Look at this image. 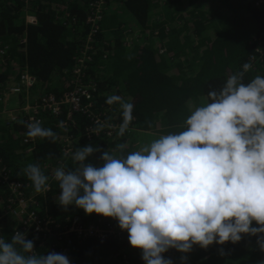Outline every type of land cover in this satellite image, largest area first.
I'll return each mask as SVG.
<instances>
[{
	"label": "trees",
	"instance_id": "obj_1",
	"mask_svg": "<svg viewBox=\"0 0 264 264\" xmlns=\"http://www.w3.org/2000/svg\"><path fill=\"white\" fill-rule=\"evenodd\" d=\"M89 1L0 0V46L5 47L8 60L17 62L14 66L8 62L0 66V87L13 85L7 84L8 79L17 82L26 69L35 78L32 86L22 90L29 98L34 99L43 93L58 96L68 90L71 71L90 30V24L85 22ZM118 5L122 14L107 11ZM64 12L75 21L63 24L62 19L66 20L62 17ZM26 14L34 16L36 21L26 22ZM102 14L99 28L92 37L95 43L91 51L93 60L87 68V76L95 84L91 99L107 104L108 96L119 95L134 105L133 120L129 125L130 132L123 137L117 135L116 129L111 136L102 134L87 140L83 128L90 123V118L73 115L75 125H71L70 134L76 138L75 150L91 144L115 152L117 144L127 142L125 153L134 151L141 143L136 131L163 129L167 134L182 131L190 108L207 103L208 91L212 88L219 90L229 75L242 71L244 63L252 65L244 75L245 83L256 75L264 76V0H107ZM129 20L134 22L132 27L135 30H150L146 43L134 44L135 39L125 45L124 31L131 26ZM124 46L128 47L127 50ZM193 59V72H184L185 62ZM4 103L5 97H2L0 110H3ZM109 106L115 119L122 123L120 105ZM64 116H42L41 126L55 132L56 138L53 142L49 138L37 137L30 154H25L21 145L26 135L24 116L12 122L2 120L0 164L12 177L29 182L24 194L26 198L32 195L38 199V205L32 206L38 215L49 214L59 222L77 215L87 225L104 216L85 214L83 209L74 205L67 206L66 210L61 207L56 200L60 194L58 182L48 175L45 167L46 164L55 166L63 158L61 142L65 132L60 121ZM100 155L101 152H96L88 159L94 166H101ZM29 164H38L49 177L50 190L46 193H37L23 172ZM66 164L75 167L71 159ZM9 193L7 186L0 181V237L7 242L22 225L19 218L4 213ZM103 221L110 223L123 240H128L127 231L121 230L115 219L104 217ZM32 225L28 223V226ZM253 226H256L254 222ZM26 239L36 244L33 233L27 232ZM115 239L104 243L76 240L70 253L85 264H106L110 251L119 250V242ZM169 250L173 251L171 257L179 253L176 249ZM188 255L195 264H264V251L258 246L257 237L246 234H242V239L235 244L213 243L207 249L193 245Z\"/></svg>",
	"mask_w": 264,
	"mask_h": 264
},
{
	"label": "clouds",
	"instance_id": "obj_2",
	"mask_svg": "<svg viewBox=\"0 0 264 264\" xmlns=\"http://www.w3.org/2000/svg\"><path fill=\"white\" fill-rule=\"evenodd\" d=\"M251 68L244 63L219 90H209L208 102L190 108L178 133L161 134L127 153V142L119 143L115 152L120 155L91 144L77 148L70 154L75 167L61 165L52 174L60 189L58 204L115 219L145 264H173L163 256L170 248L188 253L193 245L235 244L242 234L256 236L264 251V76L245 83ZM106 103L120 105L117 135L123 137L134 105L119 95L108 96ZM26 127L29 138L55 141L56 133L39 120ZM104 127L97 122L93 131ZM96 152H101V166L88 159ZM23 172L37 193L50 190L38 164ZM0 264L70 260L56 252L37 254L33 240L14 231L10 242L0 237Z\"/></svg>",
	"mask_w": 264,
	"mask_h": 264
},
{
	"label": "built area",
	"instance_id": "obj_3",
	"mask_svg": "<svg viewBox=\"0 0 264 264\" xmlns=\"http://www.w3.org/2000/svg\"><path fill=\"white\" fill-rule=\"evenodd\" d=\"M106 3L107 0H90L88 2L89 12L87 13L85 22L86 24H90V30L86 34L84 47L81 49L80 55L71 71L69 89L58 96L52 93H43L38 96L36 101L27 105V113L24 116V123L26 125L33 120H39L42 124V116L44 114L56 117L65 114L64 118L60 121V126L65 132V136L61 142L63 158L61 157L55 166L46 165L48 175L51 178H53L52 174L57 167L61 165L67 167L66 162L71 159L70 154L75 151L76 138L70 134L71 125H75L73 115H87L91 119L90 123H87L83 128V133L87 140L100 137L102 134L111 136L114 130L119 129V125L121 124L119 120L115 119L114 115H110L112 108L109 104L100 105L102 106L101 108L93 106L91 93L95 91V84L87 76L89 62L93 60L91 55L94 46L92 37L99 28L98 22L102 19V10ZM62 17L66 19H62L63 24L75 21V18L66 12H64ZM28 18L30 23L36 21L34 16H29ZM8 58L9 55H5V47L0 46V66L5 65L7 62L10 66L17 64L16 61L8 60ZM34 82L35 78L24 69L18 81L14 82L10 87H5V89H9V92L13 94H19L22 90L32 86ZM0 86L2 85L0 84ZM6 95L7 93L0 91V100L2 97L4 99ZM2 112L3 110H0V119L2 118ZM11 119L14 120L15 117L12 116ZM97 122L105 124L104 129L98 134L93 131ZM27 130L26 127V133ZM126 132H130V126ZM35 141L36 138H29L27 135L22 138L21 145L25 154H30L34 151ZM0 181L7 186L10 192L8 198H6L4 213L19 218V224L22 223V225L20 224L19 231L34 234L36 238L34 248L37 254L47 255L49 252L61 253L69 258L70 264H75L73 263V258L77 261V256L74 253H70V247H72L75 240L95 238L100 242H105L108 239L116 237V231L110 223L103 221L104 217H100L95 222L86 225L77 215L66 217L63 222H59L49 216H45V219L44 216L38 215L36 210L32 208V206H37L36 197L26 198L24 194V189L28 187L29 182L12 177L9 170L1 164ZM28 223H32L33 225L28 226Z\"/></svg>",
	"mask_w": 264,
	"mask_h": 264
},
{
	"label": "rangeland",
	"instance_id": "obj_4",
	"mask_svg": "<svg viewBox=\"0 0 264 264\" xmlns=\"http://www.w3.org/2000/svg\"><path fill=\"white\" fill-rule=\"evenodd\" d=\"M25 1L27 2L28 0H25ZM109 9L113 10L114 12H117L119 14H122L121 13L122 9L120 8L119 5L117 6V8L115 6H112L111 8L109 7L107 9V11ZM206 10L210 11L207 8V6H206ZM208 14H210V12H208ZM29 16H31V15L26 14V22H29V18H28ZM129 24L131 26H129L127 28V30L124 31L126 33L125 45L128 46L130 44V41H132V43H133L135 41V39H137V41H135L134 44L135 43H139V44L146 43V40L148 39L149 35L151 34L150 30L149 29L143 30L140 28H136V30H135V28L132 27V24H134V22L132 20H129ZM179 26L181 27V25H179ZM210 28H212V27H210ZM86 37H87V35L84 37V39H86ZM127 42H129V44H127ZM94 46H95V43H94ZM258 48L259 47H256V49H258ZM194 60L195 59H193V61L188 60L187 62H185L186 65L184 66V72H187V73L193 72ZM13 81H14V79H13ZM13 81L8 79L7 84L14 83ZM0 91L7 93V95L5 97V103H4L2 118L0 119V122L2 120H6L5 122H12L13 121L11 119L12 116L15 117L14 120H18L19 117L25 116V114L27 113V105L32 104L34 101H36L38 96L41 95V94H39L37 97L32 99V98H29L28 94H24L22 92L19 94H13V93L9 92V89H5V88H1ZM100 105H104V103L93 102V106H99L101 108L102 106H100ZM110 115L113 116L114 114L110 112ZM136 132H137V136H139V139H140V140L138 139L139 140L138 142H141L140 144H137L138 148L145 143H150L153 139L159 138V136L161 134H167V133H163V129H162V131H160V130H154V131H151V130L141 131V130H139ZM46 165L53 166L52 164H46ZM46 165H45V167H46ZM29 197H32V195H30ZM36 200H37V205H38V199L36 198ZM45 216L52 217L49 214H46ZM45 216H44V218L46 219ZM115 236H116L115 240H118V242H119V246H118L119 250L112 249L110 251L111 253L107 256V258L109 260H108V263H106V264H145V262L141 258V250L140 249L132 247L129 244L128 240H123L122 237L120 236V234H117L116 232H115ZM86 239L94 240V241H97L98 243H104V242L98 241L95 238H84V240H86ZM171 253H173V251L168 250L167 252L163 253V256L165 258H171V260L173 261V264H188L187 262L193 263L192 259L188 255V253L186 254V253L179 252L174 257L170 256ZM181 256H186L187 260L182 262L180 259ZM73 263L85 264L84 261H76V260H74V258H73ZM193 264H195V262Z\"/></svg>",
	"mask_w": 264,
	"mask_h": 264
},
{
	"label": "crops",
	"instance_id": "obj_5",
	"mask_svg": "<svg viewBox=\"0 0 264 264\" xmlns=\"http://www.w3.org/2000/svg\"><path fill=\"white\" fill-rule=\"evenodd\" d=\"M124 47H125V48H126V50H127V48H128V47H126V46H124Z\"/></svg>",
	"mask_w": 264,
	"mask_h": 264
},
{
	"label": "water",
	"instance_id": "obj_6",
	"mask_svg": "<svg viewBox=\"0 0 264 264\" xmlns=\"http://www.w3.org/2000/svg\"><path fill=\"white\" fill-rule=\"evenodd\" d=\"M90 121H91V119H90Z\"/></svg>",
	"mask_w": 264,
	"mask_h": 264
}]
</instances>
